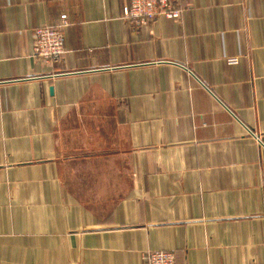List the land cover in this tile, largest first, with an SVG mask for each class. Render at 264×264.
Instances as JSON below:
<instances>
[{
	"label": "crops",
	"instance_id": "crops-1",
	"mask_svg": "<svg viewBox=\"0 0 264 264\" xmlns=\"http://www.w3.org/2000/svg\"><path fill=\"white\" fill-rule=\"evenodd\" d=\"M127 2L0 0V264H264V0Z\"/></svg>",
	"mask_w": 264,
	"mask_h": 264
},
{
	"label": "built area",
	"instance_id": "built-area-1",
	"mask_svg": "<svg viewBox=\"0 0 264 264\" xmlns=\"http://www.w3.org/2000/svg\"><path fill=\"white\" fill-rule=\"evenodd\" d=\"M191 0H128L123 7V18L136 26H149L157 19L179 21L185 7L182 4ZM71 27L67 14L59 23H48L35 29L33 56L46 65L59 63L67 53L65 36ZM238 63V59H230ZM146 264H177L173 252L151 251L145 257Z\"/></svg>",
	"mask_w": 264,
	"mask_h": 264
},
{
	"label": "water",
	"instance_id": "water-1",
	"mask_svg": "<svg viewBox=\"0 0 264 264\" xmlns=\"http://www.w3.org/2000/svg\"><path fill=\"white\" fill-rule=\"evenodd\" d=\"M53 91V89H51Z\"/></svg>",
	"mask_w": 264,
	"mask_h": 264
}]
</instances>
